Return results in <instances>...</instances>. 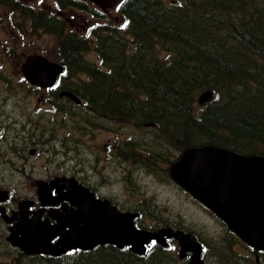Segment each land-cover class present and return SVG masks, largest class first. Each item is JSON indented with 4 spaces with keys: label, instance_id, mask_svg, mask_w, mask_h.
Returning <instances> with one entry per match:
<instances>
[{
    "label": "trees",
    "instance_id": "trees-1",
    "mask_svg": "<svg viewBox=\"0 0 264 264\" xmlns=\"http://www.w3.org/2000/svg\"><path fill=\"white\" fill-rule=\"evenodd\" d=\"M52 1L55 12L28 0H0V12L12 28L52 37L54 60L63 66L56 83L46 88L51 114L59 110L52 117L56 124L29 127V139L50 140L52 129L77 115L69 99L59 105L62 99L56 95L65 89L89 106L80 115L83 121L101 127L100 117L111 118L139 132L141 139L122 142L129 153L114 156L129 159L132 171L144 170L153 179L170 180L169 163L188 146L214 145L264 155V0H119L115 20L86 0ZM66 8L95 18L89 30L99 60L84 56L90 46L63 15ZM0 43L9 49L3 40ZM0 79L6 91L14 92L4 74ZM19 81L32 86L22 73ZM206 89L212 97L198 104V94ZM133 176H127L132 186ZM127 200L140 217L150 219L147 224L155 226L159 205L151 197L139 191ZM160 222L169 223V218ZM226 231L229 235L215 242L213 249L205 235H197L205 253L220 264H264V251L239 259L231 250L234 238L228 239L233 233L227 227ZM169 252L153 247L140 255L128 247L101 244L55 257L26 256L28 260L20 264H167Z\"/></svg>",
    "mask_w": 264,
    "mask_h": 264
},
{
    "label": "water",
    "instance_id": "water-1",
    "mask_svg": "<svg viewBox=\"0 0 264 264\" xmlns=\"http://www.w3.org/2000/svg\"><path fill=\"white\" fill-rule=\"evenodd\" d=\"M62 70L58 62L37 53L27 54L21 64L24 78L39 87L52 85ZM65 94L79 101L74 94ZM211 96L210 89L201 92L198 103ZM169 174L242 241L264 250V155H245L214 145L187 147L170 163ZM58 181L53 178L49 182H36L42 202L50 200L46 197L53 186L57 188ZM66 185V191L57 197L74 202L75 207L65 208L64 214L55 216V224L39 220L25 223L22 214L16 213V222L7 235L11 245L28 254L42 252L55 256L72 249L90 250L101 244L128 246L134 253L144 254L151 240L165 245V237H172L178 242L180 256L191 251V262L203 264L199 255L201 244L191 233L171 228L139 229L133 224L136 213L119 211L108 199L95 197L73 177ZM54 236L57 240L52 242Z\"/></svg>",
    "mask_w": 264,
    "mask_h": 264
},
{
    "label": "rangeland",
    "instance_id": "rangeland-1",
    "mask_svg": "<svg viewBox=\"0 0 264 264\" xmlns=\"http://www.w3.org/2000/svg\"><path fill=\"white\" fill-rule=\"evenodd\" d=\"M28 1L34 6H41L50 12L57 10L52 0ZM86 1L90 5L99 6L111 19L115 20L118 17L117 3L119 0ZM0 15L2 17V22L0 21V42L3 40L9 47V49H2L0 43V75L4 74L10 80L9 85L13 86L14 90V92L6 91L5 82L0 79V186L12 190L15 198H22L25 195L35 193L34 181L51 175L55 172L58 165L61 164V161L64 160L61 154L57 153L59 143L57 140H53V137L62 130L61 124L68 125L71 128L74 127V130H79L84 125L83 138L74 140L72 143L76 145L78 142L77 148L82 149L83 157L90 158L91 162L84 166L98 167L103 173V176L98 177V179L106 181L108 178L105 172L107 169L106 163L102 161L96 162L94 159L96 155L95 144L105 140L108 135L106 133L93 134L91 132L87 134L88 129L94 130L100 127L86 124L85 120L83 121L80 116V110L77 109V115H70V119L61 122L60 126L52 129L54 136H51L50 140L49 138H43L42 141H38L37 138H34V142L38 143L37 146L30 142L31 140L28 138L26 130L31 126H40L41 124L47 128L52 127L56 124L52 117L59 110L55 109L56 112L51 114L52 107L46 98L47 92L44 88L28 87L24 81H19L21 79V64L25 55L34 51H39L48 59L55 61V44L52 37L47 34L30 35L26 29L25 32H22V28H12L13 26L8 23L7 15L3 12H0ZM63 15L66 16V19L78 32H84L87 26L94 22L86 14V11L66 8L63 11ZM84 56L87 59L98 60L94 49L89 48L85 51ZM61 99L59 105H62V101H66L68 98L61 97ZM90 113L92 112L88 114ZM93 117L97 118L95 114ZM100 120L108 124V121L102 119V117H100ZM119 125L121 124L119 123ZM116 126L117 124L111 121V130L116 133L126 131L132 141H137L138 138L141 139L142 137L139 136V132L132 125L123 124L119 128H115ZM62 139L61 141L65 143L68 141L67 137ZM54 149H56V152ZM18 150L20 153L17 152ZM129 150L127 149L128 153L130 152ZM134 159L135 161L138 160L136 156H134ZM108 172L111 174V168ZM134 180L135 185H129L128 190L124 194L119 186L111 185V182L104 188L103 192L115 199H123V195L132 196L139 191H143L145 196L153 199L154 204L159 205L156 210L157 218L153 220L154 224L161 223L160 218L162 217L174 219L176 226L192 233L197 241L202 240L197 235H205L206 240L204 241L210 244V249L214 248L215 242L220 238L225 239L226 235H229L225 224H222L221 220L194 202L184 191L171 182L153 179L148 175L142 176L140 179L133 176L130 182ZM228 239L229 242L233 239L231 250L239 259H244L243 256L249 257L252 255L254 250L247 249L235 234L229 236ZM2 250L3 248L0 249V255H2ZM169 253L172 256L170 263L167 264H187L178 259L176 250ZM200 259L203 264H220L216 261V257L213 259V256L208 251ZM22 260V258L15 260V263L20 264ZM240 264L244 263L240 262Z\"/></svg>",
    "mask_w": 264,
    "mask_h": 264
},
{
    "label": "flooded vegetation",
    "instance_id": "flooded-vegetation-1",
    "mask_svg": "<svg viewBox=\"0 0 264 264\" xmlns=\"http://www.w3.org/2000/svg\"><path fill=\"white\" fill-rule=\"evenodd\" d=\"M78 109L80 110V113H83L82 106H79ZM35 131H37L40 134V131L38 130ZM90 132L93 134L106 133L108 135L105 140L95 144L97 151L94 159L96 162L102 161L106 163L107 165L106 176L108 177L107 182L98 179V177H100L102 174V171L98 167L92 168V167L84 166L91 162L90 158L83 157L82 149L77 148L79 145L78 142L76 143V145L72 143L74 142V140H79L83 138L84 125H82V127L79 130H74L69 126H64L62 130L57 133L58 136L55 137L57 142L59 143V149L57 150V153L61 154L64 160L61 161V164L58 165V167L55 169V172H53L48 177L43 178L46 181H49L52 178H56V177L60 178L58 181L59 185L57 186V188L53 186L50 189V192L46 197L50 199L48 202H42L38 198V195L36 194V184H34L35 193L25 195L22 198L20 197L15 198L12 190L0 186V249L3 248L1 252L2 255H0V264H14L15 260H18L20 258L24 260L26 259L28 260L26 256L30 257L31 259L39 258L43 255L55 257V255H50L42 252L35 254H25L22 250L18 249L17 247L9 243V241L7 240V235L10 234V227L16 222L15 219L16 213L22 214V218L25 220V223L29 221L39 220L41 222H46V224H55L57 222L55 216L64 214L65 208H69V207L74 208L75 207L74 202H70L66 198L57 197L59 196L58 195L59 193H64L66 191L67 180H69L71 177L75 178V180L79 184L85 186L88 190L92 191L95 197L110 198L109 194L103 192L104 188L109 184L110 179H111V185L119 186V188H121L124 194V192H126L129 188V181L127 180V176L129 174L133 173V175L138 179H140L142 176L143 177L147 176V173H145L144 170H142V173L136 172L137 168H135V170L132 171V165L129 159H118L114 156V155L125 156L127 154V143L123 145L124 142L122 144L114 140L111 142V127L109 124L104 122L101 128H97L94 130L88 129L86 133L88 134ZM62 136L67 137L68 141L66 143L61 141L63 140ZM41 137L42 139L46 138L43 136ZM34 138H37V140L39 141V138L36 136L30 139L31 140L30 142H32L34 146H37L38 143L34 142ZM111 155H112V159H111ZM110 168H111V174L108 172ZM129 197L131 196L123 195V199H115L112 197L111 202L114 203L121 211L136 212L137 215L134 219V222L137 226L142 227L146 225L148 223L147 218L140 217L139 212L131 207V204L128 203L127 200V198ZM23 199H25L26 201H23ZM75 201H78V199H76ZM33 225L34 223L32 222L31 226ZM168 225L172 226V228H177L176 227L177 224L175 223L174 219H170ZM150 227L153 228L154 226H150ZM50 240L52 242L56 241L57 236H54ZM164 242L165 245L163 246L161 243L151 241L149 249H152L153 247L154 248L161 247L166 249L167 251L174 252L176 250L177 257L181 262L187 264H194L190 260V254L192 252L186 251L184 256H180L178 251V242H176L172 237H165ZM244 245L247 249H250L249 246H247L246 244ZM77 250L78 249H72L69 251H77ZM204 253H205V249L203 245V250H201L199 253L200 258L204 256Z\"/></svg>",
    "mask_w": 264,
    "mask_h": 264
},
{
    "label": "bare ground",
    "instance_id": "bare-ground-1",
    "mask_svg": "<svg viewBox=\"0 0 264 264\" xmlns=\"http://www.w3.org/2000/svg\"><path fill=\"white\" fill-rule=\"evenodd\" d=\"M207 90V89H206ZM205 91V90H204ZM65 92H70V93H72L71 91H69V90H60L58 93H57V95H56V97L57 96H61V97H67L68 98V96L65 94ZM203 92V91H202ZM201 93V92H200ZM199 93V94H200ZM73 94V93H72ZM198 94V95H199ZM68 100V99H67ZM108 121V124L111 126V121H113V122H115L116 124H117V126L115 127V128H119L121 125H123V123L121 124V125H119V123H121V122H116L115 120H111V118L110 119H108L107 120ZM188 147H193V146H188ZM187 148V147H186ZM24 252V251H23ZM25 254H28V253H26V252H24Z\"/></svg>",
    "mask_w": 264,
    "mask_h": 264
}]
</instances>
